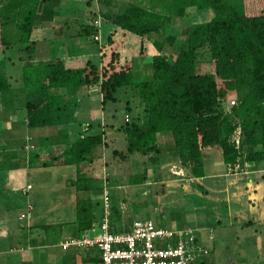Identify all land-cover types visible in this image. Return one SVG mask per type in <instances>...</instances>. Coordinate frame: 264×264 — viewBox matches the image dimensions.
Here are the masks:
<instances>
[{"label":"trees","instance_id":"1","mask_svg":"<svg viewBox=\"0 0 264 264\" xmlns=\"http://www.w3.org/2000/svg\"><path fill=\"white\" fill-rule=\"evenodd\" d=\"M47 2L0 0V32L14 27V42L23 43L17 48L28 50L30 43L26 41L35 21L42 19L41 10ZM91 2L85 0L84 4L91 5L92 17L97 13L101 22L112 24L100 34L95 60L86 57L68 64L56 59L20 66L16 80L24 91L27 127L53 124L54 111L61 102L59 89L97 87L102 104L115 101V92L121 88L127 97L123 113L128 120L118 127L125 149H113L114 156L123 158L138 152L155 162L157 137L168 132L182 177L191 180L205 174L203 154L212 150L214 158L212 147L218 149L224 164L264 160V0H125L120 4L96 0V10ZM204 8L211 12L207 20L173 30L180 18ZM78 29L81 36L96 43L92 36L97 28L90 22ZM0 43L10 46L1 33ZM134 68L147 72L142 79L133 80ZM14 81L0 71V94ZM235 126L240 129L238 149L229 141ZM100 143L98 133L76 137L41 165L75 164L77 173L72 182L86 185L81 180L89 177L78 165L90 161L91 148ZM144 174L143 169L133 176L143 180ZM75 213L79 232L95 224L89 202L77 201ZM119 221V212L110 211V230H120Z\"/></svg>","mask_w":264,"mask_h":264},{"label":"crops","instance_id":"2","mask_svg":"<svg viewBox=\"0 0 264 264\" xmlns=\"http://www.w3.org/2000/svg\"><path fill=\"white\" fill-rule=\"evenodd\" d=\"M69 1L58 0L54 3V0H48L41 10L42 19L35 21L29 38L26 41L31 44H29L30 48L28 50L20 49L23 43L17 44L14 42L16 31L14 27H4L0 32L5 43L10 44V46H3V43H0V71L5 75H9L11 79L13 77L15 79L12 87L0 94V264H98V252L94 247L80 250L73 245H67L65 248H62L61 244L70 237H78L84 232H89L96 225L90 226L89 229H84L80 232L77 230L75 222L76 202L85 200L91 204L92 209L93 207L96 208V205H94L95 201H92L94 196L96 195L101 200L100 196L103 187L108 191L106 183H108L110 178L107 177L106 179L105 174L108 176L107 172L111 170H108L107 156L103 152V149H106L108 146L106 141H109L110 144H115V140L119 141L121 133V130L118 128L119 125H108L106 117L109 116L105 115L104 112L97 113V109L93 107V94L96 95L98 93L97 87L80 86L74 89L58 90L61 102L60 106L54 111L53 124L42 127H27L23 108L24 91L20 87L19 81L16 80L20 75V66L23 62L35 64L58 59L62 62L73 64L86 57L92 59L91 56L87 55H90V52H72L71 46L69 44L65 45V41L61 42L60 45L62 51H55L54 46H51L52 42L69 37L67 36V33L69 34L67 26L70 23H74L75 25L74 34L72 35L79 34V29L76 27L77 17H80V14L68 13L67 9H65L66 12L60 8L65 3L68 4ZM106 1L111 2V4H120V1L123 2L125 0ZM67 19L69 21L66 25ZM101 24H103L104 29H100V34L112 28V24L109 22H101L100 26ZM94 44L96 45V49H98L97 44ZM146 47H150V44ZM56 53L58 55L55 57ZM94 53H96L95 56L97 57V51L94 50ZM124 114L122 113L123 121ZM97 133L100 134L101 143L91 148V160L80 162L81 165L78 166L80 171L89 177V180H86V185L72 182L76 177L77 165L62 164L68 169V174L64 172L63 174H67L70 177L67 179L70 181V184L68 185L67 192L61 191L66 194H57V199L54 201L61 203V207L69 209L70 218H65L64 214H60L53 219H48L51 223L36 224L34 218L29 216V211L34 208L31 202H29L31 190L33 189V185L29 182L30 168L49 161L52 156L60 154L76 137ZM121 138H123V135ZM164 139L165 135L159 134L157 137L158 144L159 140ZM113 149L122 151L112 148L110 152ZM110 155L113 159L116 157L119 161H122L123 165L120 164V166L124 169L122 170L125 173L124 176L131 175V172H128V166H132L136 155L132 157L129 154L123 158L114 156L112 153ZM212 155V150L209 149L203 154L204 168L207 163L212 164ZM147 158L149 163L156 167L155 164H157L156 161L158 160L151 162L149 155H147ZM244 163L246 164L245 161H239V167L235 170H231V165L224 164L223 162L220 166L218 163H215L208 174H203L198 179H203L206 176L213 178L209 186L213 190V187L222 185L220 190H224L227 196H225L226 199L229 198L230 192L237 194L233 184H237L238 186L237 182H242L247 194L262 190L263 194L260 198L264 201V167H260L263 164L261 161L248 162V166L245 167ZM162 164H164L166 170V161ZM45 166L43 165V167ZM168 171L166 170V172ZM129 178L130 176L123 177L127 183L120 186L126 187L129 185ZM186 179L191 181L189 177ZM96 180L98 184L94 183ZM170 180L166 179V181ZM141 183L149 186L153 181L150 182L144 178ZM27 184L30 187L24 189ZM10 190L15 192V196H10L8 192ZM17 193L22 195L25 203H30L31 207L26 213V217L22 219H18V216L21 212L25 211L26 204L17 209L15 220L20 222L24 220L25 222V225L19 224L18 227L11 224L12 218L9 217V209L14 208L18 204ZM92 212L97 221L101 216V209L98 214H96V209L92 210ZM123 216L126 222L119 213V227L120 230H127L132 219L127 218L125 215ZM215 222H220V219L215 218ZM51 224H55V226L49 228ZM155 224L158 225L157 223Z\"/></svg>","mask_w":264,"mask_h":264},{"label":"rangeland","instance_id":"3","mask_svg":"<svg viewBox=\"0 0 264 264\" xmlns=\"http://www.w3.org/2000/svg\"><path fill=\"white\" fill-rule=\"evenodd\" d=\"M91 3L94 6L93 9L96 10L98 3L94 1ZM90 7L91 5L87 6L83 0H70L68 4L65 3L60 8L63 11L67 9L68 13L80 14V17H77L76 28H78V23L80 25L81 22L86 23V21L88 22L92 19ZM210 14L211 12L207 8L190 12L180 18L172 28L177 31L180 25L207 20ZM68 21L69 19L66 20V25ZM67 28L69 34L65 31L67 36H69L68 38L59 39L51 43L55 51H62L60 45L61 42L65 41V45L69 44L71 46L72 52H90V55H87L91 56L92 60L96 59L94 50L97 51V49L94 42L79 34L72 35L74 34V23L68 24ZM100 29H104L103 24H101ZM146 53V55L149 54V52ZM57 55L58 53H56L55 57ZM136 65L142 67L138 60H136ZM136 72L137 69L134 68L133 80L142 79L147 70L139 68V73ZM115 96V101L106 100L101 104L98 93L96 95L93 94L94 102L92 105L97 109V113L104 112L105 115L109 116L106 117L108 125H123L122 113L125 111L124 101L127 99L124 89L118 88ZM101 108L102 110H100ZM130 111L134 113L135 109L133 108ZM161 135H165V139L159 140V152L155 155L158 159L157 164H155L156 167L149 163L147 155L142 156L138 152L130 153L132 157L136 155V159H134L132 166H128V172H131V175L128 174L130 176V184L126 187L120 186L127 183L123 177H128L124 176L125 173L122 171L124 169L120 166L122 161H119L116 157L113 159L110 155L112 148L123 151L125 149V141L121 138V133L119 141L115 140V144H110L109 141H106L108 146L103 149V152L107 156L108 170H111H107L108 176L105 174L106 179L107 177L110 178L108 183H106L108 185L107 192L109 193V211L117 210L122 218L125 215L131 219H150L159 226L168 229H178L186 226L197 228L195 232L197 241L207 250V253L199 256L191 264H264V201L260 198L263 191L247 194L244 184L237 182L238 186L233 184L237 194L230 192L229 198L226 199V193H224V190H220L222 185L213 187V190L209 186L211 180L213 181V178L209 176L203 179L194 178L191 181L186 179L187 176H184V178L177 177L179 174H172V171L179 170L176 167V158L172 154L174 148L173 140L168 132H164ZM212 149L215 150V157L212 164L207 163L205 166V174L211 171L210 169L214 167L215 163H218L219 166L222 165V160L217 152L218 149L213 147ZM164 161L167 164L166 170L170 172H166L165 166L162 164ZM261 163L263 166L260 167H264V160ZM79 165L81 164L79 163ZM243 165L247 167L248 162ZM143 169L145 170V178L150 182L153 181L149 186L142 184L141 178L133 176L140 174ZM67 170L62 164H51L45 167L39 164L30 168L29 182L33 185V189L31 190L29 202L34 208L29 211V216L34 218L36 224L51 223L48 219H53L60 214H64L65 218H70L69 209L61 207V203L54 201L57 199L56 195L61 194L62 190L64 192L68 190L70 181L67 179L70 177L67 175ZM63 172L67 174H63ZM81 173L84 174L83 172ZM166 179L171 180L166 181ZM81 181H86V179ZM94 183L98 184L97 180ZM8 192L10 196H15L13 190ZM17 197L18 204L14 208L9 209V217L12 218L11 224L18 227L19 224L25 225V222L24 220L21 222L15 220L16 212L19 207H23L26 203L19 193H17ZM92 201L98 203L96 208L93 207L92 209H96V214H98L101 209V200L95 195ZM215 218H219L220 222L216 223ZM98 221L99 219L95 221V230H97ZM124 221L126 222L125 219ZM125 222L123 223L125 224ZM54 226L55 224H51L49 228ZM93 232L89 231L88 235L92 236ZM77 249L83 250L84 248Z\"/></svg>","mask_w":264,"mask_h":264},{"label":"built area","instance_id":"4","mask_svg":"<svg viewBox=\"0 0 264 264\" xmlns=\"http://www.w3.org/2000/svg\"><path fill=\"white\" fill-rule=\"evenodd\" d=\"M92 1L96 2V0ZM90 23L97 28L92 39L99 46L100 16L96 13ZM232 102L231 100L230 103ZM127 120L128 115L124 114V121ZM229 141L235 149L239 148L238 126L234 127ZM238 162L231 165V170L238 168ZM178 169V171H172V174H179V177H182L184 173L180 167ZM29 187L30 185L27 184L24 189ZM30 208V204L27 203L25 211L19 214L18 219L26 217ZM101 209L97 230L94 227L90 229L94 231L92 236L88 235L89 232H84L81 236L70 237L63 241L61 247L65 248L67 245L84 249L95 247L98 250V264H191L199 256L207 253V250L197 241L196 228L192 226L168 229L156 225L150 219H132L127 230H110L108 193L105 187L101 192Z\"/></svg>","mask_w":264,"mask_h":264}]
</instances>
